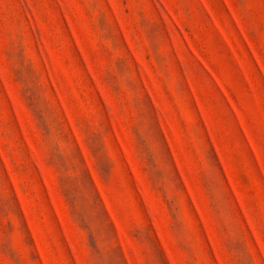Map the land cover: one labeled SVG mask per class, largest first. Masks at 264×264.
Wrapping results in <instances>:
<instances>
[{
	"label": "rangeland",
	"instance_id": "1",
	"mask_svg": "<svg viewBox=\"0 0 264 264\" xmlns=\"http://www.w3.org/2000/svg\"><path fill=\"white\" fill-rule=\"evenodd\" d=\"M0 264H264V0H0Z\"/></svg>",
	"mask_w": 264,
	"mask_h": 264
}]
</instances>
